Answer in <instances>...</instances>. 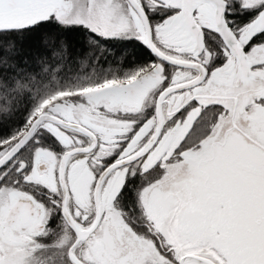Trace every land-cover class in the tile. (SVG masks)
Segmentation results:
<instances>
[{
  "label": "snow or ice",
  "instance_id": "6c2138e0",
  "mask_svg": "<svg viewBox=\"0 0 264 264\" xmlns=\"http://www.w3.org/2000/svg\"><path fill=\"white\" fill-rule=\"evenodd\" d=\"M0 264H264V0H0Z\"/></svg>",
  "mask_w": 264,
  "mask_h": 264
},
{
  "label": "trees",
  "instance_id": "16d2710c",
  "mask_svg": "<svg viewBox=\"0 0 264 264\" xmlns=\"http://www.w3.org/2000/svg\"><path fill=\"white\" fill-rule=\"evenodd\" d=\"M72 39L73 41H75V44L70 49L69 61H70V68L72 70H75L78 67V65L74 63V60L80 53H82L85 50L84 48H80L76 45L84 44L86 37H84L83 35H76L73 36ZM18 47L20 49V53L22 57H31L42 52L41 45L35 36L20 38V40L18 41ZM116 55L118 56L119 53H116Z\"/></svg>",
  "mask_w": 264,
  "mask_h": 264
}]
</instances>
